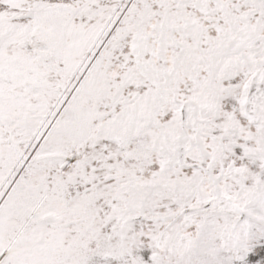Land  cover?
Returning <instances> with one entry per match:
<instances>
[{"label":"snow or ice","instance_id":"6c2138e0","mask_svg":"<svg viewBox=\"0 0 264 264\" xmlns=\"http://www.w3.org/2000/svg\"><path fill=\"white\" fill-rule=\"evenodd\" d=\"M0 264H264V0H0Z\"/></svg>","mask_w":264,"mask_h":264}]
</instances>
